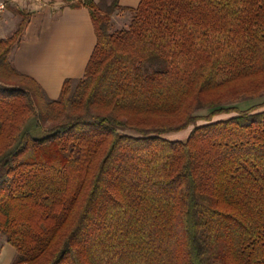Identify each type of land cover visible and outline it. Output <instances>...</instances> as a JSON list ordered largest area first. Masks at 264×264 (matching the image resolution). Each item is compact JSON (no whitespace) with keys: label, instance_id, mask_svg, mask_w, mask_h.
Masks as SVG:
<instances>
[{"label":"trees","instance_id":"16d2710c","mask_svg":"<svg viewBox=\"0 0 264 264\" xmlns=\"http://www.w3.org/2000/svg\"><path fill=\"white\" fill-rule=\"evenodd\" d=\"M68 3L97 43L58 98L11 60L30 13L0 39L12 264H264V0Z\"/></svg>","mask_w":264,"mask_h":264},{"label":"crops","instance_id":"0c3cea01","mask_svg":"<svg viewBox=\"0 0 264 264\" xmlns=\"http://www.w3.org/2000/svg\"><path fill=\"white\" fill-rule=\"evenodd\" d=\"M141 0H119L135 8ZM28 10L29 22L11 53L16 69L35 80L50 99L59 97L67 79L81 78L97 43L90 11L68 0H47L43 7L15 2L0 18V39L18 24L17 10ZM119 11V10H118ZM17 26V25H16ZM1 235V233H0ZM0 237V264H12L16 249Z\"/></svg>","mask_w":264,"mask_h":264},{"label":"rangeland","instance_id":"374dc122","mask_svg":"<svg viewBox=\"0 0 264 264\" xmlns=\"http://www.w3.org/2000/svg\"><path fill=\"white\" fill-rule=\"evenodd\" d=\"M24 11L29 12L28 10H25V9H24ZM130 19H131V13L129 11L119 10V11L115 12L112 15L113 29L115 30V29H120V28L126 27L129 24ZM19 20H20V17L18 16V21ZM16 25H18L17 22H15V29L17 28ZM12 33H13V30H7L4 35H8V34H12ZM262 100L263 99H256L254 101L249 102V104L250 103H257V102H260ZM242 105H246V102H244ZM242 107H244V106H242ZM200 113H206V111H201ZM221 117H226V116L223 115ZM191 129H192V127H189L185 130L175 132V133H171L167 136L170 138H173V139H185L188 136ZM1 236H3V235L1 234L0 237ZM5 240H6V238H5Z\"/></svg>","mask_w":264,"mask_h":264},{"label":"built area","instance_id":"2783aa9c","mask_svg":"<svg viewBox=\"0 0 264 264\" xmlns=\"http://www.w3.org/2000/svg\"><path fill=\"white\" fill-rule=\"evenodd\" d=\"M15 2H23L25 5L38 7L47 5V0H0V18L7 11L8 6Z\"/></svg>","mask_w":264,"mask_h":264}]
</instances>
